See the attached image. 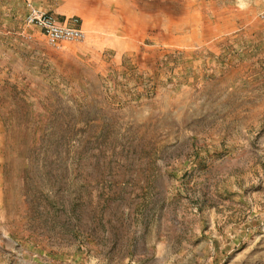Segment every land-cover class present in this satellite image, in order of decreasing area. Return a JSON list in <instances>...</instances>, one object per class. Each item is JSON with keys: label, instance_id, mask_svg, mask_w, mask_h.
<instances>
[{"label": "rangeland", "instance_id": "374dc122", "mask_svg": "<svg viewBox=\"0 0 264 264\" xmlns=\"http://www.w3.org/2000/svg\"><path fill=\"white\" fill-rule=\"evenodd\" d=\"M0 264H264V0H0Z\"/></svg>", "mask_w": 264, "mask_h": 264}, {"label": "built area", "instance_id": "2783aa9c", "mask_svg": "<svg viewBox=\"0 0 264 264\" xmlns=\"http://www.w3.org/2000/svg\"><path fill=\"white\" fill-rule=\"evenodd\" d=\"M26 22L41 28L52 43L82 40L85 37L81 26L60 24L52 12L32 4H29Z\"/></svg>", "mask_w": 264, "mask_h": 264}, {"label": "crops", "instance_id": "0c3cea01", "mask_svg": "<svg viewBox=\"0 0 264 264\" xmlns=\"http://www.w3.org/2000/svg\"><path fill=\"white\" fill-rule=\"evenodd\" d=\"M36 6V5H35ZM40 8V7H39ZM28 13V12H27Z\"/></svg>", "mask_w": 264, "mask_h": 264}]
</instances>
